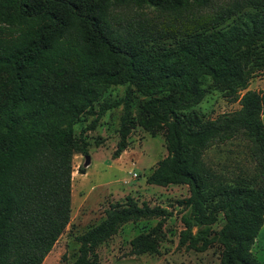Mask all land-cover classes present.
Listing matches in <instances>:
<instances>
[{
	"label": "trees",
	"instance_id": "obj_1",
	"mask_svg": "<svg viewBox=\"0 0 264 264\" xmlns=\"http://www.w3.org/2000/svg\"><path fill=\"white\" fill-rule=\"evenodd\" d=\"M263 70L264 0H0V264H41L69 221L71 157L87 152L83 132L121 103L112 157L126 148L128 102L102 99L111 85L144 97V129L164 128L166 155L145 182L187 186L176 201L179 243L204 250L221 216L218 264H260L251 246L264 216V89L248 85ZM203 78L238 107L199 115ZM82 115L93 118L75 138ZM234 139L246 144L249 176L227 178L203 160ZM169 214L130 197L112 203L74 237L66 264H96L97 246L123 224L158 218L129 240L130 255H153Z\"/></svg>",
	"mask_w": 264,
	"mask_h": 264
},
{
	"label": "rangeland",
	"instance_id": "obj_2",
	"mask_svg": "<svg viewBox=\"0 0 264 264\" xmlns=\"http://www.w3.org/2000/svg\"><path fill=\"white\" fill-rule=\"evenodd\" d=\"M249 85L250 89L263 90L264 70L256 74ZM202 86L206 90L204 97L193 109L203 118L214 117L238 107L236 102L225 101L212 88L207 78H203ZM126 89V85H111L102 99L126 98L132 121L127 146L118 157H112L118 140L122 103L107 110L97 120L94 128L84 130L83 137L88 142V163L84 164L86 154L74 153L71 157L69 221L41 264H66L71 261L77 247L74 237L98 223L110 204H122L126 197H130L137 205L146 203L149 207L158 206L170 213L162 219L157 252L138 256L128 253L129 240L158 221V218L141 219L123 224L116 233L98 245L96 264H218L222 245L212 237L221 225V216L211 226L209 242L204 250L198 251L186 244H180V215L183 210L176 201L188 195L187 186H157L145 182L156 162L166 155L164 128L147 130L139 124L140 104L144 97L133 88L126 95ZM94 108L97 109V103ZM92 118L90 115H82L73 123L75 138ZM262 123L264 125V119ZM203 160L227 178H232L240 170L243 175L249 176L254 165L247 157L246 144L239 139L210 147L203 153ZM78 167H82L84 172L78 173ZM251 252L260 264H264V222L255 236Z\"/></svg>",
	"mask_w": 264,
	"mask_h": 264
},
{
	"label": "water",
	"instance_id": "obj_3",
	"mask_svg": "<svg viewBox=\"0 0 264 264\" xmlns=\"http://www.w3.org/2000/svg\"><path fill=\"white\" fill-rule=\"evenodd\" d=\"M88 163V155L86 154L85 155V161H84V164L86 165Z\"/></svg>",
	"mask_w": 264,
	"mask_h": 264
},
{
	"label": "crops",
	"instance_id": "obj_4",
	"mask_svg": "<svg viewBox=\"0 0 264 264\" xmlns=\"http://www.w3.org/2000/svg\"><path fill=\"white\" fill-rule=\"evenodd\" d=\"M248 89H250V85H248ZM264 119V114L262 115V120ZM263 222H264V216H263ZM262 222V224H263ZM262 226V225H261Z\"/></svg>",
	"mask_w": 264,
	"mask_h": 264
}]
</instances>
